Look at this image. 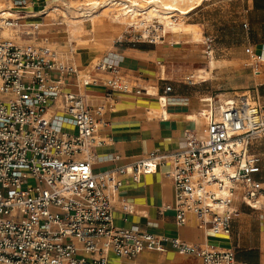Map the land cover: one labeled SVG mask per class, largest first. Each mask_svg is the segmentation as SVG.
Here are the masks:
<instances>
[{
  "label": "built area",
  "instance_id": "2783aa9c",
  "mask_svg": "<svg viewBox=\"0 0 264 264\" xmlns=\"http://www.w3.org/2000/svg\"><path fill=\"white\" fill-rule=\"evenodd\" d=\"M31 6V0H9L0 12V264H108L110 254L133 260L164 242L182 255L201 258L202 264H237L233 249L116 227L114 201L123 176L138 182L162 170L174 189V202L165 209L176 213L179 226L192 214L205 232L229 236L240 213L237 202L264 211V177L257 178L264 155L251 150L264 139V108L257 97L248 91L223 101L207 98L201 113L206 128L203 134L187 129L183 149L154 151L96 173L94 149L104 141L97 137L99 121L80 89L147 90L110 55L81 74L50 46L43 19L35 21L50 8L34 12ZM165 34L146 28L138 41L155 44ZM249 60L259 75L263 55L250 51ZM65 126L72 131H64ZM124 208L133 212L131 206Z\"/></svg>",
  "mask_w": 264,
  "mask_h": 264
},
{
  "label": "crops",
  "instance_id": "0c3cea01",
  "mask_svg": "<svg viewBox=\"0 0 264 264\" xmlns=\"http://www.w3.org/2000/svg\"><path fill=\"white\" fill-rule=\"evenodd\" d=\"M31 2L33 7L28 10L34 12L40 11L44 5L48 8L53 2L67 3L66 0ZM243 17V27L247 24L244 42L239 48L240 51L235 52V56H231L234 55L232 48L225 49L228 53L221 59L229 64L225 70L238 71L239 66L249 60L250 51L264 57V0H249ZM41 19L45 23L42 33L50 38L52 47L53 34L50 31L51 25L47 22L51 17H38L35 21ZM62 25L61 22L53 23V26ZM178 43L180 42L177 40L167 39L155 44L128 41L116 43L119 45L105 54L115 57L122 72L137 81L141 88L147 92L152 89L154 93L152 95L145 92L142 94L110 92L102 85L80 89L99 121L97 137L104 141L102 146L94 149L93 168L96 173L129 165L154 151L168 153L181 150L185 147L184 136L187 129L203 134L206 122L201 118V113L207 109L205 100L215 96V92L210 86L204 85L208 80L199 83L179 80L171 75L174 54L172 47ZM106 76L100 74L103 79ZM235 79L237 82L233 83V87L239 91L251 89L250 92L264 108V62L259 75L253 74L248 80L243 81L238 74ZM167 86L172 88L169 93L165 90ZM70 89L79 91L75 87ZM239 91L230 94L236 96ZM221 95L226 96L227 93L218 96ZM160 97H166L165 107H162ZM161 107L165 109L167 116L162 113ZM98 108H103L101 115L97 114ZM194 112L198 114L196 123L187 120V116ZM251 150L264 155V139L254 142ZM162 172L161 170L152 175L141 176L138 182L130 176L121 178L122 186L116 194L113 210L116 227L124 229L138 227L156 236L178 238L190 244L210 243L220 249L235 250L237 264H264V211L254 210L237 202L235 207L240 213L232 223L230 235L225 234V240H215L211 238V233L198 227V220L194 215L188 214L186 224L179 226L176 222V213L165 209L166 205L174 202V189L172 182L165 178ZM263 177L264 170L257 178ZM125 206H131L133 212L125 210ZM108 264H202V260L199 257L182 255L170 242H164L154 250L144 251L133 260L110 254Z\"/></svg>",
  "mask_w": 264,
  "mask_h": 264
},
{
  "label": "rangeland",
  "instance_id": "374dc122",
  "mask_svg": "<svg viewBox=\"0 0 264 264\" xmlns=\"http://www.w3.org/2000/svg\"><path fill=\"white\" fill-rule=\"evenodd\" d=\"M66 1L69 4H72L73 7H76V5L79 6L83 4L85 0ZM103 1L101 0V2ZM248 1L249 0H202L198 6H193L194 9L188 15L184 17L175 16L172 18L176 24L180 22L182 24V27L179 29L182 30V34L180 35L174 34L169 29H165L164 26L158 23L157 19H154L150 23L151 25L148 24L145 28L140 27L134 29L127 26L121 28L119 31L113 30L111 31V41L109 46L102 49L93 47L96 50H91L92 57L90 62L87 63L83 62L79 57V54L75 51L73 52L70 47L68 24L64 23V19L60 16L61 14H53L52 16H49L51 19H47V22L51 25L50 31L53 34L51 39L52 47L58 52L59 58L73 62L83 75L89 73L96 62L102 59L107 52L113 51L114 47L120 43L128 41L135 43H148L144 38L138 41L140 39L139 36L144 35L146 32V28H148V31L150 32L155 30H157L158 33L166 31V34L163 37L164 41L167 39L180 42L172 47L174 54L172 55L171 61V75L179 80H191L199 83L208 80V83H204V85L210 86V89L214 90L215 96L221 100H226L227 97L233 98L235 96V94L230 93L239 91L233 87V83L237 82L235 77H237L238 74L243 81L246 79L248 80V78L254 74L253 69L250 66V60L244 61L239 66L240 69L236 72L225 70L224 68L229 66V64L225 61H221L226 53H228L225 49L232 48V53L234 55L231 56H235V52H239V48L242 47L246 30L243 27L242 20L245 15V10L247 9ZM62 3L63 2H53L48 6L50 9L47 12H51L56 5H59L60 9H65L67 6ZM7 6V0H0V10ZM99 10H101L100 7L96 9V11ZM55 22H61L63 25L53 26V23ZM187 25L197 26L201 38L203 37L202 42H195L192 35L185 34V26ZM193 41L194 43H192ZM185 42H190V44H186ZM211 59H216V67L214 70H212L209 65ZM132 80L134 79L132 78ZM149 91L152 92V89H149ZM248 91H251V89L241 90L236 96H241L244 92ZM225 93H227L226 96H218ZM63 130L72 131V128L70 126H65L63 127ZM3 193L6 194V192ZM210 236L211 238L220 241L225 240L226 237L225 234H211Z\"/></svg>",
  "mask_w": 264,
  "mask_h": 264
},
{
  "label": "bare ground",
  "instance_id": "6f19581e",
  "mask_svg": "<svg viewBox=\"0 0 264 264\" xmlns=\"http://www.w3.org/2000/svg\"><path fill=\"white\" fill-rule=\"evenodd\" d=\"M201 1L202 0H104L101 2V0H85L83 4L79 6L76 5V7H73V5L69 3L65 4L67 6L65 9H60L58 6L53 7V10L48 12L47 16L61 14L60 16L64 19V23L68 24L70 47L73 52L75 51L79 54L83 62L87 63L90 62L92 57L91 50H96L95 48L102 49L109 46L111 31L113 30L119 31L121 28L127 26L134 29L140 27L145 28L154 19H157L158 23L164 26L165 29L171 30L174 34H182V30H179L182 27L181 22L176 24L172 18L175 16L184 17L188 15L194 9L193 6H198ZM98 7H100L101 10L96 11ZM185 32V34L192 35L195 42H202L203 37L201 38L197 26L187 25L185 26ZM215 60L211 59L209 62L212 70L216 67ZM147 94L152 95L154 93L147 92ZM160 101L162 107H165L166 99L162 98ZM162 111V113L167 116L164 108ZM187 117V120L189 119L191 122L196 123L198 114L194 112Z\"/></svg>",
  "mask_w": 264,
  "mask_h": 264
}]
</instances>
